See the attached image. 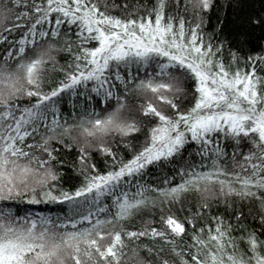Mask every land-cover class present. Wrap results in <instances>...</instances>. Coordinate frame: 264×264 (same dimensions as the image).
Returning <instances> with one entry per match:
<instances>
[{"label":"snow or ice","instance_id":"1","mask_svg":"<svg viewBox=\"0 0 264 264\" xmlns=\"http://www.w3.org/2000/svg\"><path fill=\"white\" fill-rule=\"evenodd\" d=\"M242 7L0 0V264H264V0Z\"/></svg>","mask_w":264,"mask_h":264},{"label":"trees","instance_id":"2","mask_svg":"<svg viewBox=\"0 0 264 264\" xmlns=\"http://www.w3.org/2000/svg\"><path fill=\"white\" fill-rule=\"evenodd\" d=\"M241 3L243 4V7L241 9H238V11L243 14L245 11L249 10L248 9V5L249 3H255V4H258L259 3V0H241ZM228 12L229 14H231L232 12V9L229 8L228 9ZM231 18V16H230ZM213 20H215V16L212 17ZM211 26V24L209 25V27ZM63 58V57H61ZM65 107H67V105H65ZM68 171H70V169H66ZM21 208H24V207H31V208H34L38 211H52V212H56V211H61L63 210V206H56V205H20Z\"/></svg>","mask_w":264,"mask_h":264}]
</instances>
